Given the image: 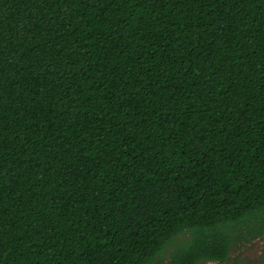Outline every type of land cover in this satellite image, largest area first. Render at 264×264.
Wrapping results in <instances>:
<instances>
[{
  "label": "trees",
  "instance_id": "16d2710c",
  "mask_svg": "<svg viewBox=\"0 0 264 264\" xmlns=\"http://www.w3.org/2000/svg\"><path fill=\"white\" fill-rule=\"evenodd\" d=\"M264 264V0H0V264Z\"/></svg>",
  "mask_w": 264,
  "mask_h": 264
},
{
  "label": "rangeland",
  "instance_id": "374dc122",
  "mask_svg": "<svg viewBox=\"0 0 264 264\" xmlns=\"http://www.w3.org/2000/svg\"><path fill=\"white\" fill-rule=\"evenodd\" d=\"M263 242L260 238L249 239L233 246L230 258L226 264H258L261 258ZM203 264H220L205 262Z\"/></svg>",
  "mask_w": 264,
  "mask_h": 264
}]
</instances>
